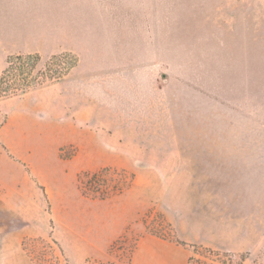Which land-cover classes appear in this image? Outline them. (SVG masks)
I'll use <instances>...</instances> for the list:
<instances>
[{"label": "rangeland", "instance_id": "374dc122", "mask_svg": "<svg viewBox=\"0 0 264 264\" xmlns=\"http://www.w3.org/2000/svg\"><path fill=\"white\" fill-rule=\"evenodd\" d=\"M65 52L62 87L142 59L161 109L121 110L118 136L155 140L118 151L53 85L0 98V263L21 245L34 264H264V0H0V75L10 56Z\"/></svg>", "mask_w": 264, "mask_h": 264}, {"label": "crops", "instance_id": "0c3cea01", "mask_svg": "<svg viewBox=\"0 0 264 264\" xmlns=\"http://www.w3.org/2000/svg\"><path fill=\"white\" fill-rule=\"evenodd\" d=\"M14 25V24H13ZM19 25H23L22 22ZM36 29L32 30L33 34H31L32 37H54L56 34L55 25H43L42 28L40 25H36ZM61 28L68 31H76L80 34V36L86 41L84 43V47L86 49V54L89 55L90 48L88 46L86 35L83 34V27H79V25H64ZM104 29L108 31L111 29L114 30V25H100L101 35H103ZM87 30L86 28L84 31ZM57 31L60 33L61 30ZM21 36L24 38H27L28 34H21ZM80 38V37H78ZM81 40V39H80ZM104 39L96 40L97 42L102 41ZM81 42V41H80ZM90 46H92L90 44ZM92 51L95 50V52L103 53V48H100L96 45L93 46ZM91 51V52H92ZM94 52V51H93ZM100 60V58H99ZM95 61V63H98V61ZM120 58L113 57L109 59H105L101 62L102 70L106 71L104 75H101V79L98 82L91 81V80H85L84 78L80 79L78 83H74L71 81L70 83H67L65 87H62L63 83H57L52 86L54 90L63 88L66 91V94L64 97L66 98L67 106L66 108L70 112L71 117L73 118V123L76 125L78 123L79 126L84 125L83 121L85 122V125L89 121H93L98 118V120H95L94 123L97 125L100 124L103 126H106L107 128L110 127L112 131L115 132V139L111 136L109 138H103L102 141L107 140L111 142L112 144H115V148L125 151L131 152V149L128 147L125 149L123 143H132V142H147V141H153V135L151 133L148 134H141V135H135L132 134H121V136H118L119 133L122 132V128L125 127V123L123 121H120L121 117L125 118V113L122 116L121 110H128L131 109L134 110H147V112L152 111L153 109L160 110L161 107L158 102H160V98L162 97V90H156L155 86L159 87L158 79H153L152 75L144 68L145 62L140 59L141 62H137L135 58L133 57L132 60L127 64V60L122 61ZM134 66V64H136ZM126 64V65H125ZM144 65V66H143ZM93 67H97L96 64H92ZM127 66V70H124ZM143 66V67H142ZM123 68L122 70L120 68ZM133 67V68H132ZM115 71V73H109L107 71ZM90 79V78H89ZM155 90H154V88ZM69 96V97H68ZM153 103L157 105V107L153 106ZM91 111L90 116L88 117L87 111ZM99 110H108L111 111L112 114V120L114 122H105L103 118H99L100 114ZM103 115V114H102ZM139 116V115H138ZM137 117V116H136ZM143 117V115L141 116ZM149 117V116H148ZM123 118V119H124ZM127 118V117H126ZM144 119H147V117H144ZM151 120V119H150ZM147 119V122L140 121L138 124L139 126H150V121ZM133 122V121H132ZM91 123V122H90ZM130 121H127V124H129ZM129 126V125H128ZM80 132H83V129L80 127ZM153 138V139H152ZM161 140V137H157ZM155 140V139H154ZM115 142V143H114ZM123 144V145H122ZM77 145V144H76ZM98 149V148H97ZM96 149V150H97ZM135 152V150H132ZM145 150H139V152H144ZM135 154V153H132ZM131 153L127 155H132ZM135 173L138 174V171ZM147 238H141V240L138 243V248H142L144 243L148 241ZM2 259V258H1ZM159 261V260H158ZM4 264H34L33 261L29 258V256L26 254V252L23 250L22 246L15 245L13 246L12 252L8 251L5 256V261L2 262ZM0 263V264H2Z\"/></svg>", "mask_w": 264, "mask_h": 264}, {"label": "trees", "instance_id": "16d2710c", "mask_svg": "<svg viewBox=\"0 0 264 264\" xmlns=\"http://www.w3.org/2000/svg\"><path fill=\"white\" fill-rule=\"evenodd\" d=\"M77 64V58L68 52L45 62L38 54L10 56L0 75V98L20 96L34 88L59 83Z\"/></svg>", "mask_w": 264, "mask_h": 264}]
</instances>
